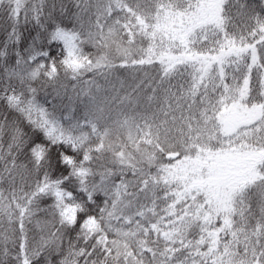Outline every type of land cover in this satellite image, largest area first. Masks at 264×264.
<instances>
[{"label":"snow or ice","instance_id":"obj_1","mask_svg":"<svg viewBox=\"0 0 264 264\" xmlns=\"http://www.w3.org/2000/svg\"><path fill=\"white\" fill-rule=\"evenodd\" d=\"M0 264H264V0H0Z\"/></svg>","mask_w":264,"mask_h":264}]
</instances>
